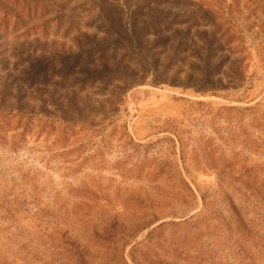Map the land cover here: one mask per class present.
Masks as SVG:
<instances>
[{
	"label": "rangeland",
	"instance_id": "1",
	"mask_svg": "<svg viewBox=\"0 0 264 264\" xmlns=\"http://www.w3.org/2000/svg\"><path fill=\"white\" fill-rule=\"evenodd\" d=\"M0 264H264V0H0Z\"/></svg>",
	"mask_w": 264,
	"mask_h": 264
},
{
	"label": "trees",
	"instance_id": "2",
	"mask_svg": "<svg viewBox=\"0 0 264 264\" xmlns=\"http://www.w3.org/2000/svg\"><path fill=\"white\" fill-rule=\"evenodd\" d=\"M187 188L190 190V188L188 187V185H187ZM191 191V190H190Z\"/></svg>",
	"mask_w": 264,
	"mask_h": 264
}]
</instances>
